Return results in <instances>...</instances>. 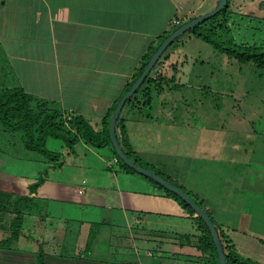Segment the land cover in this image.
<instances>
[{
  "label": "crops",
  "instance_id": "1",
  "mask_svg": "<svg viewBox=\"0 0 264 264\" xmlns=\"http://www.w3.org/2000/svg\"><path fill=\"white\" fill-rule=\"evenodd\" d=\"M215 2L0 0V85H21L34 99L81 113L102 129L150 45L174 27L170 19L183 21ZM175 66L158 59L116 120L138 157L195 194L226 242L264 264V159L245 153L243 138L224 136L222 121L196 100L208 93L211 75L202 84L174 79ZM45 145L60 153V163L43 173L52 160L0 123V239L15 215L20 225L0 244V264H36L38 246L43 264L211 263L210 251L198 246L195 219L148 178L114 161L110 143L79 137L70 149L49 134ZM142 218L158 229L133 232Z\"/></svg>",
  "mask_w": 264,
  "mask_h": 264
},
{
  "label": "rangeland",
  "instance_id": "2",
  "mask_svg": "<svg viewBox=\"0 0 264 264\" xmlns=\"http://www.w3.org/2000/svg\"><path fill=\"white\" fill-rule=\"evenodd\" d=\"M185 17L189 18L187 14ZM216 21L220 25L215 29L221 37L264 44V0H228L227 10ZM162 57L175 62L174 79L180 75L181 80L191 78L194 83L202 84V79L211 75L207 81L208 93L197 96L196 100L201 99L211 107L212 112H208L214 121H222L224 136L230 140L243 138L244 152L264 159V74L255 63L215 48L188 29L173 38L159 59ZM103 226L110 231V226ZM152 229L158 228L151 218L137 219L132 224V231L138 235Z\"/></svg>",
  "mask_w": 264,
  "mask_h": 264
},
{
  "label": "trees",
  "instance_id": "3",
  "mask_svg": "<svg viewBox=\"0 0 264 264\" xmlns=\"http://www.w3.org/2000/svg\"><path fill=\"white\" fill-rule=\"evenodd\" d=\"M227 8L228 0L219 11L203 18L201 21L193 24L187 29L192 31L194 34H197L205 40L209 41L215 48L223 50L229 55L236 57L237 59L252 60L255 65L260 69V73L264 74V44H248L236 42L230 37H221L218 31H216L215 26L220 25V23L216 20L217 18H219V15H221L227 10ZM213 20H215L216 22L213 23ZM164 35L165 34H162L160 36L156 44L150 45L148 52L146 53L144 59L138 67V73L140 72L150 53L153 51V49L156 47V45L159 43V41ZM160 55L154 62L153 66L158 61ZM149 72L150 70L146 74L145 78L141 81L140 85L148 79ZM129 85L130 84L127 85L126 89ZM136 91L137 89L133 92V94ZM133 94H131L130 97H132ZM130 97H128L126 100H128ZM108 114L103 119V128L96 129L81 113L67 114L64 112H60L58 111V109L49 106L42 101L34 99V97L30 93L25 91L21 85H0V123L11 130L20 132L23 144L26 147L35 149L48 159L52 160V163L44 169L43 173H45L49 167L60 163V160L58 159L60 157V153L56 150L48 148L45 145V138L47 135L50 134L56 137H60L70 149L73 148V143L79 137H83L86 141L91 142L95 145H101L106 142L110 143L107 129ZM118 122L119 121L116 120V127L118 128V133L116 132V135L122 148L126 151L128 156L143 165L152 167L165 177H168L170 180L174 181L175 183L184 188V186L180 182L176 181L175 179L171 178L168 174L160 171L159 169L155 168L152 164L138 157L132 149L130 142L128 141V137L126 135L122 123L119 124ZM112 149L116 154L113 147ZM118 159L120 165L126 170L140 173L142 176L148 178L158 188L163 189L167 195L174 197L186 209L190 216H192L198 223V225L201 227V233L198 235L197 238L198 246H200L202 249H208L210 251L212 259L210 264H219L211 234L202 217L174 191L165 187L163 184L150 178L149 176H146L145 174L136 171L131 166L125 164L119 157ZM42 178L43 176L42 174H40L35 180L29 183L30 191L36 187V185L42 180ZM187 191L192 194L200 204H202L201 200H199L195 194H193L190 190ZM2 193H4V191L0 190V194ZM21 197L28 198L29 195L15 196V198ZM3 201L4 198L2 199V196H0L1 209H4V205H2ZM206 211L209 213L207 209ZM209 215L218 230L222 243V248L228 264H260L257 260H254L248 256L241 255L236 251L233 245L227 243L225 237L223 236V233L219 229L214 218L211 216L210 213ZM11 222L12 224L10 233L0 239V243L2 244L7 243L8 240H10L17 234L18 228L20 226L18 216L15 215L12 218ZM36 259V264H43V250L41 246H38Z\"/></svg>",
  "mask_w": 264,
  "mask_h": 264
},
{
  "label": "water",
  "instance_id": "4",
  "mask_svg": "<svg viewBox=\"0 0 264 264\" xmlns=\"http://www.w3.org/2000/svg\"><path fill=\"white\" fill-rule=\"evenodd\" d=\"M227 0H216L215 4L209 8L206 11L200 12L194 16H191L190 18H187L177 25H175L168 33H166L159 43L156 45V47L153 49V51L150 53L149 57L147 58L146 62L144 63L143 67L141 68L140 72L134 77L128 88L118 97L113 111L108 117V136L110 143L112 147L114 148L117 156L127 165L134 168L136 171L141 172L145 174L146 176H149L150 178L160 182L165 187L171 189L174 191L177 195H179L181 198H183L203 219L205 224L207 225L209 232L211 234L215 250L217 253V258L219 264H228L225 258V254L222 248V243L220 240V236L218 233V230L212 221L209 213L206 211V209L203 207L202 204H200L195 197L190 194L186 189L175 183L174 181L170 180L168 177H165L152 167H149L147 165H143L134 159H132L126 151L122 148L116 132H115V120L119 114L120 108L124 101L133 94V92L138 88L141 81L145 78L148 71L153 66L154 62L158 58V56L161 54V52L165 49V47L173 40L175 36H177L179 33H181L183 30L187 29L188 27L192 26L195 23H198L203 18L214 14L215 12L219 11L226 3Z\"/></svg>",
  "mask_w": 264,
  "mask_h": 264
},
{
  "label": "built area",
  "instance_id": "5",
  "mask_svg": "<svg viewBox=\"0 0 264 264\" xmlns=\"http://www.w3.org/2000/svg\"><path fill=\"white\" fill-rule=\"evenodd\" d=\"M181 22V20H180V18L178 17V16H174V17H172L171 19H170V23H171V25H177L178 23H180ZM68 116V115H67ZM113 160L114 161H117V160H119L118 159V156L116 155V154H114V156H113Z\"/></svg>",
  "mask_w": 264,
  "mask_h": 264
}]
</instances>
